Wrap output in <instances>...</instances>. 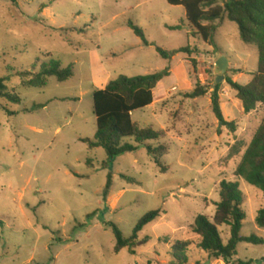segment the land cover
Wrapping results in <instances>:
<instances>
[{"label":"rangeland","instance_id":"1","mask_svg":"<svg viewBox=\"0 0 264 264\" xmlns=\"http://www.w3.org/2000/svg\"><path fill=\"white\" fill-rule=\"evenodd\" d=\"M129 24L142 31L147 46ZM215 24L216 50L189 35L183 8L164 0H0V79L20 98L18 106L0 99V264H178L176 255L187 257V264H224L208 260L193 232L198 215L213 217L223 180L237 182L243 194L240 236L264 239L255 223L264 194L234 176L264 107L244 114L225 81L249 83L258 52L240 39L235 23L224 18ZM187 46L190 57L164 59L156 51ZM221 57L228 67L218 84L219 106L224 120L235 122L234 133L212 112ZM50 58L61 68L71 66L73 76L61 83L48 78L42 88L26 86L20 73L38 70ZM165 68L168 76L153 90L156 102L132 112L131 120L163 133L148 144L167 146L166 172L145 147L110 159L103 148L89 150L80 141L96 132L95 90L121 76ZM196 84L206 95L189 99ZM232 147L239 153L231 155ZM155 210L161 214L139 233L134 254L115 253L108 225L127 239ZM218 230L226 243L229 228ZM185 241L192 244L186 252L175 247ZM236 252L235 261L264 264V245L241 242Z\"/></svg>","mask_w":264,"mask_h":264},{"label":"trees","instance_id":"2","mask_svg":"<svg viewBox=\"0 0 264 264\" xmlns=\"http://www.w3.org/2000/svg\"><path fill=\"white\" fill-rule=\"evenodd\" d=\"M14 1V0H13ZM168 5L182 7L189 35L201 43L212 47L214 50V36L216 22L226 18L237 25L240 39L247 45H253L258 52V65L251 75V80L244 86L237 84L231 79H225L230 88L236 93L237 100L241 103L243 113L248 115L255 111L258 106L264 107V0H164ZM45 8V6L43 7ZM134 34L141 38L145 46L142 31L129 24ZM156 51L164 59H169L177 53L193 54L189 46L179 50L167 52L160 48ZM193 69L196 67L194 60H189ZM38 62V61H37ZM73 76L72 67L61 68L59 61L50 58L48 63L41 64L36 70L20 73L22 82L32 88H42L48 78L54 77L61 83ZM168 76V68L162 73H155L134 78L119 77L110 81L103 89L92 93L93 114L95 116L96 132L92 139H81L89 150L103 148L108 158L113 159L128 153L136 152L139 147H145L147 153L152 156L161 173L166 172L162 166V159L168 153L164 144L152 147L148 142H157L163 133L149 128H139L131 120V113L153 103V90ZM219 85L211 96L212 112L215 118L227 127L230 132L236 131L235 122H226L219 106ZM206 95V91L196 84L195 89L187 95L189 99H198ZM0 99L18 106L20 98L9 90L7 80L0 79ZM36 106H34L35 108ZM10 116L16 115L13 112ZM236 155L239 150L232 147L230 154ZM90 167V164H87ZM106 168V167H105ZM234 176L243 179L249 185L257 188L264 194V120L255 131L249 145L244 151ZM111 185V176L108 175L104 188L103 197H107ZM219 201L215 204V212L210 219L204 215H198L194 221L193 232L199 240L197 248L207 255L209 261L221 260L224 264H253V261L242 262L234 260L238 243L244 242L254 245H264V239L255 236L242 237L240 230L245 214L241 209L243 194L239 190L237 182L221 181L218 186ZM160 210L150 211L139 219L133 228L132 235L124 238L118 227L109 224L115 238L114 252L118 253L128 249L133 255L132 248L137 244L138 235L145 226L159 218ZM255 223L258 228L264 229V208L257 212ZM229 228V238L223 242L219 227ZM79 225L77 228H82ZM190 242H178L175 247L186 252ZM178 264H187L188 258L177 256Z\"/></svg>","mask_w":264,"mask_h":264},{"label":"water","instance_id":"3","mask_svg":"<svg viewBox=\"0 0 264 264\" xmlns=\"http://www.w3.org/2000/svg\"><path fill=\"white\" fill-rule=\"evenodd\" d=\"M228 67V61L225 57L219 58L215 63V73L217 75L216 85L223 80L224 73Z\"/></svg>","mask_w":264,"mask_h":264},{"label":"crops","instance_id":"4","mask_svg":"<svg viewBox=\"0 0 264 264\" xmlns=\"http://www.w3.org/2000/svg\"><path fill=\"white\" fill-rule=\"evenodd\" d=\"M235 79H236V77L234 78V80H235ZM235 81H236V80H235ZM154 102H156V100H154V98H153V103H154ZM153 103H152V104H153Z\"/></svg>","mask_w":264,"mask_h":264}]
</instances>
